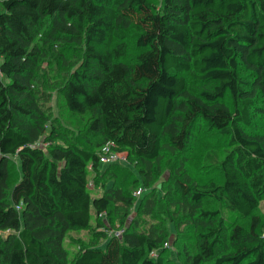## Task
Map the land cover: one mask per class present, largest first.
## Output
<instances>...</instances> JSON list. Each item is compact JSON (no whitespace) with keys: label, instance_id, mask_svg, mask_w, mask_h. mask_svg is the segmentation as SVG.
<instances>
[{"label":"trees","instance_id":"16d2710c","mask_svg":"<svg viewBox=\"0 0 264 264\" xmlns=\"http://www.w3.org/2000/svg\"><path fill=\"white\" fill-rule=\"evenodd\" d=\"M54 91L68 112L90 113L95 143L56 124ZM199 124L225 139L201 163L219 182L192 180L180 154ZM108 141L138 166L128 184L144 191L163 153L173 156L163 197L145 191L137 209L151 218L160 204L174 207L165 213L175 230L183 220L174 218L188 217L194 234L179 241L181 264H264L255 214L264 200V0H0V264L170 263L168 227L113 226L134 198L123 181L131 174L98 161ZM90 174L102 189L94 197ZM207 198L247 227L203 209ZM93 215L104 246L69 260L66 234Z\"/></svg>","mask_w":264,"mask_h":264},{"label":"rangeland","instance_id":"374dc122","mask_svg":"<svg viewBox=\"0 0 264 264\" xmlns=\"http://www.w3.org/2000/svg\"><path fill=\"white\" fill-rule=\"evenodd\" d=\"M154 4L157 6L160 4V0H152ZM132 39V36L129 38V40ZM132 50V49H131ZM132 52V51H131ZM75 55L74 49L69 48L66 49L64 52L65 58L67 60H71L72 57ZM128 59V58H127ZM49 62L51 66L57 67L60 69V63L61 60L57 61L53 57H50ZM189 89L194 90L193 85L189 84ZM52 118H56L58 125H61L68 133L71 138V140L78 142L82 144L83 139H89L93 143H95L99 138L97 136H92L91 134H88L86 132L88 122L91 118L90 113H85L84 115H77L72 114L68 112L62 102V99L58 96V94L54 91L52 95ZM194 129V138L191 140L189 145L186 147V149L180 153L185 154L189 161V167L188 171L191 174V179L198 182V183H205L206 181L213 180L216 182L220 181V178H218L219 174L215 171L214 168L210 167H202V156L203 154L209 150V149H215L219 151L223 148L225 144V139L216 134L215 132L205 129V127L201 124L196 125ZM82 140V141H81ZM118 152V151H117ZM120 154L121 159H124L120 163H118L119 166L123 167L125 169L126 175L128 173L131 174V177L123 178L124 182H127L126 188L131 192L134 203L132 207L129 209L128 214L124 217L123 222L120 223L119 220H116L113 224V226H122V227H128L130 226L135 219H138V224L141 225V227H146L150 224H155L158 227H168L169 233H167V242L168 245L165 244L164 248L166 250L165 253V259L168 260L169 264H178L180 263V260L178 259V247H179V241L181 238H188L194 234V230L191 226V224H185V221L188 220V217L184 213H179L177 217L174 218V221H180L183 220V223L180 225V227L175 230L173 228L174 222L171 220V218L165 213L172 212L175 208L174 207H167L162 211V209H159L158 206L155 215L151 218H144L141 217L138 213L137 209V203L140 202L143 193H145L144 190L141 191L139 195H137V191L141 188H135L134 183L131 186L128 184L129 182H132V180H129L131 178H140L139 174L137 173L138 166H135L134 162H129L126 159L127 152L120 151L118 152ZM164 156H162V161L160 163V170L153 171V182L150 185V187L147 189L146 192H149L151 190H155L157 193V198L161 199L163 196L162 194L166 190L167 186L169 185L171 179L173 178V172L172 170H168V163L170 164L173 156L170 155V153L164 152ZM112 166V165H111ZM111 166H99L100 174L106 170L110 171L112 169ZM135 173V175L133 173ZM133 174V176H132ZM125 175V176H126ZM93 174L89 175V183L88 188L91 192V197H94L101 192V187H99L96 184H99L100 181L97 183L94 180ZM122 180V179H121ZM110 185V184H108ZM138 186V185H137ZM164 208V205H162ZM201 207L206 210H213V209H220V214L223 216L226 224L228 226H231L233 224L241 225L244 227H247V219L240 218L234 214H229L228 212L224 211L220 205L217 202H214L212 199H204L202 201ZM255 214L260 216V219L264 221V200H262L259 204L258 209L255 211ZM102 219L105 223V219ZM103 223V224H104ZM98 220L93 215L92 220L90 223V226L85 230H79V231H72L68 232L66 234V238L64 241L65 249L68 253L69 260H72L75 256V254L78 252V250L82 247L90 246V245H99L104 246L105 239H98V233L101 232L100 229L97 228ZM264 236V233L262 234ZM181 264V263H180Z\"/></svg>","mask_w":264,"mask_h":264},{"label":"built area","instance_id":"2783aa9c","mask_svg":"<svg viewBox=\"0 0 264 264\" xmlns=\"http://www.w3.org/2000/svg\"><path fill=\"white\" fill-rule=\"evenodd\" d=\"M124 159H121L120 154L116 151L114 142H106L100 149L98 154V161L101 165H108L112 163H120ZM142 189L137 191V195L141 193ZM118 234V233H117Z\"/></svg>","mask_w":264,"mask_h":264}]
</instances>
